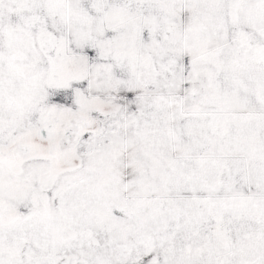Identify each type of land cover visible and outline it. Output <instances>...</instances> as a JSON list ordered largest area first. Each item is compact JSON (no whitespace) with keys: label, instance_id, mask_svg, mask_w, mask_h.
<instances>
[{"label":"snow or ice","instance_id":"6c2138e0","mask_svg":"<svg viewBox=\"0 0 264 264\" xmlns=\"http://www.w3.org/2000/svg\"><path fill=\"white\" fill-rule=\"evenodd\" d=\"M0 264H264V0H0Z\"/></svg>","mask_w":264,"mask_h":264}]
</instances>
